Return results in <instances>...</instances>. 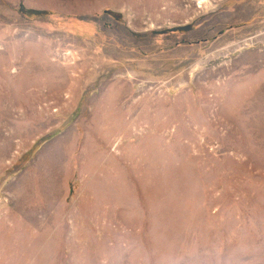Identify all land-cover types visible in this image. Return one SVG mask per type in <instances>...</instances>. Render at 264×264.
Instances as JSON below:
<instances>
[{
    "label": "rangeland",
    "instance_id": "obj_1",
    "mask_svg": "<svg viewBox=\"0 0 264 264\" xmlns=\"http://www.w3.org/2000/svg\"><path fill=\"white\" fill-rule=\"evenodd\" d=\"M0 264H264V0H0Z\"/></svg>",
    "mask_w": 264,
    "mask_h": 264
}]
</instances>
